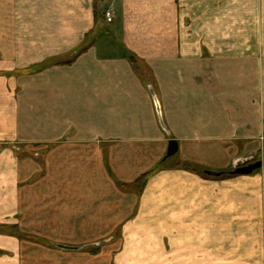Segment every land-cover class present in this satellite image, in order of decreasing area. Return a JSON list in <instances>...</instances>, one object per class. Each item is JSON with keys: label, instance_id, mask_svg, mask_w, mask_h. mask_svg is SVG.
Instances as JSON below:
<instances>
[{"label": "crops", "instance_id": "crops-1", "mask_svg": "<svg viewBox=\"0 0 264 264\" xmlns=\"http://www.w3.org/2000/svg\"><path fill=\"white\" fill-rule=\"evenodd\" d=\"M21 143L80 225L121 231L59 264H264V166L204 174L262 154L264 0H0V264L23 260Z\"/></svg>", "mask_w": 264, "mask_h": 264}, {"label": "rangeland", "instance_id": "rangeland-1", "mask_svg": "<svg viewBox=\"0 0 264 264\" xmlns=\"http://www.w3.org/2000/svg\"><path fill=\"white\" fill-rule=\"evenodd\" d=\"M107 12L109 11L103 14L106 23H109L105 17ZM44 150L43 144L22 143L18 150L21 162L25 160V164L21 163L19 183L20 232L18 237L21 241L22 264H43L47 262L41 263L44 256L49 259L47 264H59L63 260L60 258L61 254L66 256L90 255L113 247L115 240L121 237L120 230L89 228L95 224L91 223V216L86 221L88 217L86 214L82 216L83 221L87 223L80 225V220H77L75 216L74 198L70 201L67 197L51 198L48 196L50 191L46 190V185L52 176L50 177L49 165L45 162ZM261 156L260 162L264 163V155ZM168 163L170 165L172 162ZM184 168L190 170L187 166ZM141 188H143L142 181H138L133 187L137 192H141ZM62 193L67 194L68 192L64 190ZM2 231L11 232L7 229ZM57 245L79 249L62 250Z\"/></svg>", "mask_w": 264, "mask_h": 264}, {"label": "water", "instance_id": "water-1", "mask_svg": "<svg viewBox=\"0 0 264 264\" xmlns=\"http://www.w3.org/2000/svg\"><path fill=\"white\" fill-rule=\"evenodd\" d=\"M157 111L159 112L158 108H157ZM177 151H178L177 143L175 141H169L167 152H166L164 160H167L169 158L174 157L177 154ZM243 164L244 163L238 164L237 165L238 169H236L233 172H231L230 175H250V174L254 173L257 170H260L261 167L264 165V163L259 162V163L255 164V165H250V166H247V167L239 168ZM204 174L207 175L208 177H212V178H218V177H221L223 175V174L213 173V172H208V171H205ZM57 246H58V248H60L62 250H76V249H79V248L67 247V246H59V245H57Z\"/></svg>", "mask_w": 264, "mask_h": 264}, {"label": "trees", "instance_id": "trees-1", "mask_svg": "<svg viewBox=\"0 0 264 264\" xmlns=\"http://www.w3.org/2000/svg\"><path fill=\"white\" fill-rule=\"evenodd\" d=\"M131 62H133L134 63V60H131ZM261 155H264V146H263V151H262V154ZM261 155H259V156H257L253 161H251V162H248V163H244L241 167H239V168H243V167H247V166H250V165H255V164H257V163H259L260 161H261ZM188 167V166H187ZM236 169H238V168H236ZM235 169V170H236ZM234 171V170H233ZM232 171V172H233ZM258 171V170H257ZM256 172V171H255ZM230 173L231 172H228V173H224L223 175H222V177H232V176H238V175H230ZM140 181V180H139Z\"/></svg>", "mask_w": 264, "mask_h": 264}, {"label": "built area", "instance_id": "built-area-1", "mask_svg": "<svg viewBox=\"0 0 264 264\" xmlns=\"http://www.w3.org/2000/svg\"><path fill=\"white\" fill-rule=\"evenodd\" d=\"M105 17H106V20H107V22H111L112 21V17H111V13L110 12H107L106 14H105Z\"/></svg>", "mask_w": 264, "mask_h": 264}]
</instances>
